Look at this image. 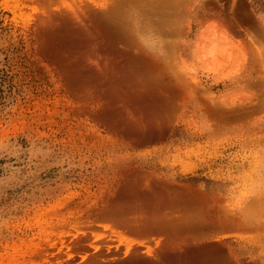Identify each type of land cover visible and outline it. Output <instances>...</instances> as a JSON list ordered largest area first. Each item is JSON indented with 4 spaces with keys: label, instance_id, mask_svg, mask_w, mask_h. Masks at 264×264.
<instances>
[{
    "label": "rangeland",
    "instance_id": "rangeland-1",
    "mask_svg": "<svg viewBox=\"0 0 264 264\" xmlns=\"http://www.w3.org/2000/svg\"><path fill=\"white\" fill-rule=\"evenodd\" d=\"M82 1L103 15L113 8V0H0V264H50L46 244L62 217L75 219L128 165L220 198L250 224L259 219L253 227L242 219L226 238L240 263L264 264V0L176 2L161 54L186 79L189 102L178 104L166 137L131 144L83 115L87 104L61 91L44 55L43 10Z\"/></svg>",
    "mask_w": 264,
    "mask_h": 264
},
{
    "label": "bare ground",
    "instance_id": "bare-ground-1",
    "mask_svg": "<svg viewBox=\"0 0 264 264\" xmlns=\"http://www.w3.org/2000/svg\"><path fill=\"white\" fill-rule=\"evenodd\" d=\"M176 2L113 0V8L103 15L82 1L76 6H47L40 18L43 52L60 74L61 91L85 101L84 116L100 120L129 144L166 137L178 104L189 102L183 88L186 79L176 76L161 54L166 49L162 40L175 32ZM152 169L128 165L113 170L117 175L111 185L100 190L91 206L71 222L62 217L59 236L46 244V261L242 264V255L228 246L226 234L229 229L240 231L248 214L242 209V218L243 213L229 211L220 198L165 180ZM246 211L257 217L253 208Z\"/></svg>",
    "mask_w": 264,
    "mask_h": 264
}]
</instances>
